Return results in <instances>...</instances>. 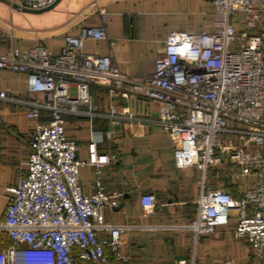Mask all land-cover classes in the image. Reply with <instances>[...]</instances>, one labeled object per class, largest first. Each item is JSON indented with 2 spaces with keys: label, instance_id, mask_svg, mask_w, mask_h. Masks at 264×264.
I'll return each instance as SVG.
<instances>
[{
  "label": "built area",
  "instance_id": "2783aa9c",
  "mask_svg": "<svg viewBox=\"0 0 264 264\" xmlns=\"http://www.w3.org/2000/svg\"><path fill=\"white\" fill-rule=\"evenodd\" d=\"M13 1L25 9L43 10L57 0ZM212 2L216 29L170 32L146 78L121 74L110 56L84 54V40L107 38L103 27H82L76 35L65 36L57 55L36 46L0 56V70L25 74L28 91L42 95L20 101L0 91V101L22 103L26 119L33 122L25 170L4 189L0 264L128 261L121 248L122 227L103 217L104 208L118 206L120 194L105 192L99 169L116 157L96 152L97 134L92 132L86 164L95 169V191L84 194L78 183L83 163L76 157L77 144L64 130L67 115L98 116L91 85L105 87L110 94H135L159 102L156 122L173 142L176 169L193 167L204 173L222 152L243 176H256V183L245 188L239 200L220 189L201 193L195 216L183 228L196 239L212 235L236 213L235 237L246 240L253 256L264 260V30L255 31L264 0ZM115 113L111 107L109 116L116 117ZM44 114L48 121L41 123ZM231 141L237 145H225ZM140 203L149 211L154 197L144 195Z\"/></svg>",
  "mask_w": 264,
  "mask_h": 264
},
{
  "label": "crops",
  "instance_id": "0c3cea01",
  "mask_svg": "<svg viewBox=\"0 0 264 264\" xmlns=\"http://www.w3.org/2000/svg\"><path fill=\"white\" fill-rule=\"evenodd\" d=\"M22 9L13 0L0 1V56L12 50L25 53L36 46L57 55L65 36L76 35L82 27H103L107 38L84 40V54L110 56L121 74L139 79L152 74L170 32L211 33L216 29L212 0H59L39 14ZM0 91L20 101L42 98L28 91L25 74L8 70H0ZM89 94L98 116L67 115L64 130L78 147L76 157L83 163L78 168V183L84 194L95 191V169L86 164L91 133L97 134L98 154L116 157L99 169L105 192L120 194L116 208L103 209L106 223L122 227L121 248L128 261L116 264H264L253 256L246 240L235 237L236 213L212 235L196 239L183 228L195 216V201L201 193L220 189L239 200L245 188L256 183V176H243L222 152L204 173L193 167L178 170L173 142L156 122L159 102L135 94H110L95 85L89 86ZM111 107L116 117L109 116ZM25 111L22 103L0 101L2 213L7 197L4 189L14 185L18 173L25 170L26 143L33 125ZM47 121L44 114L40 122ZM144 195L153 196L155 204L146 212L140 203ZM102 235L107 237V233Z\"/></svg>",
  "mask_w": 264,
  "mask_h": 264
},
{
  "label": "water",
  "instance_id": "95a60500",
  "mask_svg": "<svg viewBox=\"0 0 264 264\" xmlns=\"http://www.w3.org/2000/svg\"><path fill=\"white\" fill-rule=\"evenodd\" d=\"M0 1H3V0H0ZM58 1L59 0H57L52 6H50V7H48V8H46V9H43V10H29V9H22V11L23 12H27V13H33V14H39V13H42V12H44V11H46V10H49V9H51L56 3H58ZM15 8H17V9H19V7L18 6H14ZM181 257H178V258H176V260L177 259H180ZM184 259V258H183Z\"/></svg>",
  "mask_w": 264,
  "mask_h": 264
},
{
  "label": "rangeland",
  "instance_id": "374dc122",
  "mask_svg": "<svg viewBox=\"0 0 264 264\" xmlns=\"http://www.w3.org/2000/svg\"><path fill=\"white\" fill-rule=\"evenodd\" d=\"M243 15H240V21H242ZM264 30V12L260 16V20L255 27V31Z\"/></svg>",
  "mask_w": 264,
  "mask_h": 264
}]
</instances>
